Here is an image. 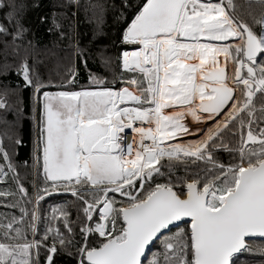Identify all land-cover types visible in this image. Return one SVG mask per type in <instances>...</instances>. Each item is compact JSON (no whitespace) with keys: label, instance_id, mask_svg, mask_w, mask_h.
<instances>
[{"label":"snow or ice","instance_id":"obj_1","mask_svg":"<svg viewBox=\"0 0 264 264\" xmlns=\"http://www.w3.org/2000/svg\"><path fill=\"white\" fill-rule=\"evenodd\" d=\"M25 7L0 0V35L11 37L17 56ZM120 9L121 73L111 81L89 72L79 87L70 66L63 83L45 82L27 55L7 62L5 40L0 77L14 70L22 79L0 83V182L11 174L16 184L0 197L18 195L4 206L21 215L0 222V264H57L61 255L71 264H238L244 253L264 256V243L249 242L264 241V103L256 104L264 97V0H121ZM101 54L111 68L113 57ZM75 55L83 56L78 47ZM27 88L42 174L31 193L4 147L5 137L22 143L14 129ZM218 151L231 159L222 162ZM189 161L204 167L189 171ZM61 192L79 202L81 239L66 205L54 206L52 219L63 216L68 235L49 226L37 239L41 202Z\"/></svg>","mask_w":264,"mask_h":264},{"label":"trees","instance_id":"obj_2","mask_svg":"<svg viewBox=\"0 0 264 264\" xmlns=\"http://www.w3.org/2000/svg\"><path fill=\"white\" fill-rule=\"evenodd\" d=\"M237 1L238 3L242 2V0ZM16 2L26 6L21 12V16L23 25L28 31L25 33L23 40L16 41L17 44L22 45L19 56L14 55L12 52L11 37L0 35V64L5 62L6 51L4 45L5 40H7L10 45L7 49V62L9 64H17L27 55L29 63L33 64L45 82L51 81L57 85L63 83V77H65L66 70L70 66H74L78 72L77 85L79 87L88 84L89 72L101 77H107L109 81L112 80L114 73L120 75L121 69L116 57H118L121 50L119 35L124 26L123 20L120 18L121 0H79V5L70 3L69 0H16ZM92 4L104 5L102 15L98 10L90 8ZM85 9H88V11ZM97 16H101L102 23H98ZM42 17L45 18L43 21L41 20ZM3 22V12H0V23ZM56 25H59V27ZM28 41L32 42V47L28 46ZM77 47L82 51V57L75 55ZM102 50L103 55L113 57L111 68H105L102 62ZM85 59L87 60V67L84 64ZM21 79L16 76L13 70L6 78L0 77V83H8L11 86H15L21 83ZM56 89L58 88L46 90ZM21 96L24 118L19 121V125L14 131L22 143L17 145L5 137L4 147L9 152L21 181L31 193L34 182L42 184V174L39 176L36 174L33 162L36 127L34 121L31 119L33 107L32 89H23ZM262 103H264V97H260L258 94L256 98L257 107ZM0 115H3V113H0ZM6 118L12 121L15 119V115L9 113ZM3 131L4 128L0 125V134ZM228 139L235 143L238 137H228ZM215 155L224 163H227L231 159L225 151H218ZM25 162L27 163L25 164ZM5 163L2 157H0V165ZM161 163L167 164V158L162 160ZM202 167H204L202 162L198 161L196 164H192L189 161V171H197L198 168ZM162 170L167 171L166 168ZM175 171L180 176L185 174L182 164ZM15 189L16 184L11 179V174L7 178V183L0 182V190L15 191ZM18 199V195L8 198L0 197V222H7L4 219L5 215L9 219L13 215L17 218L20 217L21 212L18 207L4 206L13 204ZM56 205H66L68 220L74 232V239L80 240V222L78 220L80 205L70 193L64 192L54 194L50 198L46 197L41 202L39 213L41 219L38 225L39 235L36 238L39 239L46 227L49 226L59 228L62 233L68 235L64 227L63 216L57 213V219H52V208ZM27 207L31 209L32 205H28ZM31 238V234L29 233V239ZM249 242L254 244L264 243V241L260 240H250ZM155 243L159 245V241ZM152 250L156 251L157 247L154 246ZM43 255L42 251V258ZM238 260L240 261L238 264H264V256H261L259 253H244L238 257ZM56 261L57 264H71L70 258L64 255L56 257Z\"/></svg>","mask_w":264,"mask_h":264},{"label":"rangeland","instance_id":"obj_3","mask_svg":"<svg viewBox=\"0 0 264 264\" xmlns=\"http://www.w3.org/2000/svg\"><path fill=\"white\" fill-rule=\"evenodd\" d=\"M237 3H238V1H237ZM58 90H62V89L49 90V91H58ZM196 138H198V137H194V136H186V137H183L182 140H183V142H187V141H190V140H192V139H196ZM177 142H180V140H178ZM6 188H7V187H6ZM6 188H5V189H6ZM238 262H240V261L238 260Z\"/></svg>","mask_w":264,"mask_h":264},{"label":"built area","instance_id":"obj_4","mask_svg":"<svg viewBox=\"0 0 264 264\" xmlns=\"http://www.w3.org/2000/svg\"><path fill=\"white\" fill-rule=\"evenodd\" d=\"M126 131H127V138L130 141L132 139L133 134H132L131 130H126Z\"/></svg>","mask_w":264,"mask_h":264},{"label":"crops","instance_id":"obj_5","mask_svg":"<svg viewBox=\"0 0 264 264\" xmlns=\"http://www.w3.org/2000/svg\"><path fill=\"white\" fill-rule=\"evenodd\" d=\"M188 119H190V117H189ZM166 143H167V142H166Z\"/></svg>","mask_w":264,"mask_h":264}]
</instances>
